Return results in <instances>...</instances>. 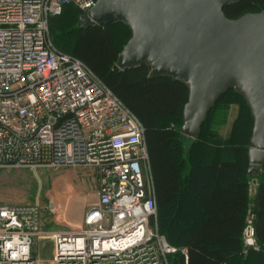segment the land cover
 I'll return each instance as SVG.
<instances>
[{"label":"built area","instance_id":"obj_1","mask_svg":"<svg viewBox=\"0 0 264 264\" xmlns=\"http://www.w3.org/2000/svg\"><path fill=\"white\" fill-rule=\"evenodd\" d=\"M98 0H0V171L74 170L97 184L79 227L46 229L38 204L0 200V264H170L159 234L140 121L81 61L56 48L50 20ZM245 248L256 249L252 218ZM49 241L51 258L37 255ZM247 252V251H246Z\"/></svg>","mask_w":264,"mask_h":264},{"label":"trees","instance_id":"obj_2","mask_svg":"<svg viewBox=\"0 0 264 264\" xmlns=\"http://www.w3.org/2000/svg\"><path fill=\"white\" fill-rule=\"evenodd\" d=\"M262 10L264 0H242L224 13L236 20ZM83 14L68 6L61 16L50 20L52 41L58 50L84 63L142 124L157 206L153 224L177 249L169 256V263L264 264V164L259 172H251L254 121L245 99L235 90L224 93L207 116L198 139L187 148L180 131L188 88L168 77L150 79L148 66L114 70L131 39L130 30L122 24L80 29ZM113 29L125 32L122 46ZM228 94L246 108L249 147L234 145L231 138L221 139L214 132L221 124L213 123V117ZM184 194L199 215L174 231L173 214ZM250 218L257 247L245 252L244 230Z\"/></svg>","mask_w":264,"mask_h":264},{"label":"water","instance_id":"obj_3","mask_svg":"<svg viewBox=\"0 0 264 264\" xmlns=\"http://www.w3.org/2000/svg\"><path fill=\"white\" fill-rule=\"evenodd\" d=\"M242 0H98L78 27L122 24L131 39L114 70L150 68L189 91L183 110L184 142L198 139L219 98L235 90L253 117L251 172L264 164V12L239 19L224 11ZM245 248V252H246Z\"/></svg>","mask_w":264,"mask_h":264},{"label":"rangeland","instance_id":"obj_4","mask_svg":"<svg viewBox=\"0 0 264 264\" xmlns=\"http://www.w3.org/2000/svg\"><path fill=\"white\" fill-rule=\"evenodd\" d=\"M264 12V10L257 13ZM113 35L120 39L122 46L125 39V32L122 29H113ZM218 115H214L213 123H219L220 126L214 129V132L221 139L231 138L234 145L248 144L249 124L247 120L246 108L241 101L235 99L232 94H228L223 98L217 109ZM169 124V123H168ZM165 123V125H168ZM186 147L191 146L190 142H186ZM239 159L241 154H239ZM74 170L45 171L39 170L37 173L22 169H4L0 171V200L1 204L18 205V204H38L43 210V223H48V229L56 230L67 227H79L81 222L76 216L77 210H71V202L69 195L61 199L57 197V193L63 192L64 187L68 184L70 172ZM78 173L85 175V172L79 170ZM90 175H92L90 173ZM87 174V176H90ZM75 192V191H74ZM69 201V202H68ZM71 213V214H69ZM196 206L184 194L180 203L173 214L171 228L174 231L180 230L182 227L190 224L197 217ZM183 224V225H181ZM46 227L45 225H43ZM53 244L49 241H40L37 243V255L39 257L51 258L53 256Z\"/></svg>","mask_w":264,"mask_h":264},{"label":"crops","instance_id":"obj_5","mask_svg":"<svg viewBox=\"0 0 264 264\" xmlns=\"http://www.w3.org/2000/svg\"><path fill=\"white\" fill-rule=\"evenodd\" d=\"M69 172V182L64 187V190H62L63 192L57 193V197L60 199L63 197L68 198L69 195V198L71 199V202L68 201L70 203V212L74 209L77 210L78 212L75 214L77 218H79L78 220L82 223L88 209L97 203L98 186L91 177L87 176V174L85 177V175H81L78 171ZM43 225L46 226L44 228L48 229V223L44 222Z\"/></svg>","mask_w":264,"mask_h":264}]
</instances>
